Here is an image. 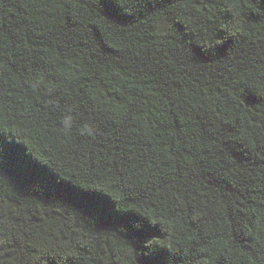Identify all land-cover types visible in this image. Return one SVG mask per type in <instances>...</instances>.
Here are the masks:
<instances>
[{
    "label": "trees",
    "instance_id": "obj_1",
    "mask_svg": "<svg viewBox=\"0 0 264 264\" xmlns=\"http://www.w3.org/2000/svg\"><path fill=\"white\" fill-rule=\"evenodd\" d=\"M0 264H264V0H0Z\"/></svg>",
    "mask_w": 264,
    "mask_h": 264
},
{
    "label": "snow or ice",
    "instance_id": "obj_2",
    "mask_svg": "<svg viewBox=\"0 0 264 264\" xmlns=\"http://www.w3.org/2000/svg\"><path fill=\"white\" fill-rule=\"evenodd\" d=\"M130 2H134V0H130ZM144 223V228L145 230H150L151 225H149L147 222H143ZM153 223H156L155 221Z\"/></svg>",
    "mask_w": 264,
    "mask_h": 264
}]
</instances>
